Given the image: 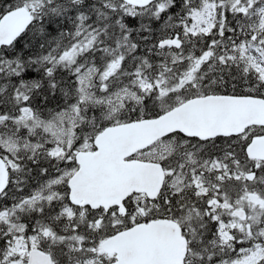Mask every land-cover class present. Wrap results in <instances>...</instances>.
Segmentation results:
<instances>
[{
    "label": "snow or ice",
    "instance_id": "6c2138e0",
    "mask_svg": "<svg viewBox=\"0 0 264 264\" xmlns=\"http://www.w3.org/2000/svg\"><path fill=\"white\" fill-rule=\"evenodd\" d=\"M0 264H264V0H0Z\"/></svg>",
    "mask_w": 264,
    "mask_h": 264
}]
</instances>
